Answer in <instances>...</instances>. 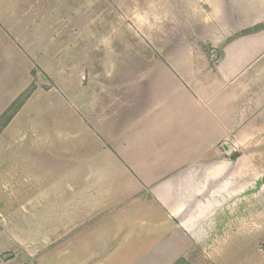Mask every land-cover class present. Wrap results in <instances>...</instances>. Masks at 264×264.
Masks as SVG:
<instances>
[{
	"label": "crops",
	"instance_id": "0c3cea01",
	"mask_svg": "<svg viewBox=\"0 0 264 264\" xmlns=\"http://www.w3.org/2000/svg\"><path fill=\"white\" fill-rule=\"evenodd\" d=\"M137 16L145 38L140 54L145 52V56H128L126 61L150 69L129 74L130 82L118 94L121 99H116L117 93L110 89L87 94L89 76L83 72L75 78L80 89L73 106L61 100V125L49 131L47 138L38 140V130L33 131L36 118L31 111L24 112L31 98L13 112L0 137L12 126L20 142L26 141L33 150L39 144L60 147L73 142L74 170L80 173L84 138L85 142L89 138L87 145L92 150L85 158L98 160L101 154L109 160L115 158L111 151L121 154L128 162L124 174L140 178L139 191L150 195L159 210L158 217L149 223L159 242L154 254L160 258L184 256L193 244L204 250V243L215 239L212 236L221 226L242 223L235 212L227 217L228 208L237 210L242 205L227 203L226 197L237 193L231 188L230 168L236 159H242V155L236 156V147L264 143V26L256 29L264 25V0H145L138 6ZM213 50L217 51L215 58ZM3 112L0 101V117ZM20 117L27 119V128L32 125L33 134L31 130L21 134L22 130L14 127ZM53 137L59 140L52 143ZM222 144L232 148L230 156ZM14 157L17 161L22 158L18 154ZM26 159L29 166L40 158L29 152ZM258 190L256 184L252 194L256 191L258 195ZM257 195L256 201H251L257 210L251 218L256 229ZM141 207L145 208L142 203ZM127 225L126 231L108 236L115 239L110 244L101 242L106 236L92 234L98 242L95 249H106L110 264H114L115 256L122 257V264H130L132 248L127 240L147 237L145 217L128 218ZM132 225H138L133 232ZM241 229L229 228L227 238L236 239ZM120 235L123 245L115 243ZM61 236L55 239L60 241ZM51 237L32 234L31 240L43 253L37 256L38 264H50L47 247ZM183 241L189 243L187 247ZM1 247L0 241V251ZM63 248L55 258L66 254ZM79 248L81 251L82 244Z\"/></svg>",
	"mask_w": 264,
	"mask_h": 264
},
{
	"label": "rangeland",
	"instance_id": "374dc122",
	"mask_svg": "<svg viewBox=\"0 0 264 264\" xmlns=\"http://www.w3.org/2000/svg\"><path fill=\"white\" fill-rule=\"evenodd\" d=\"M143 2L0 0V101L4 106L0 130L13 109L17 105L22 108L31 98L29 109L24 112L31 111L36 118L33 119L36 129L32 125L27 128V119L22 117L14 127H19L21 134L38 130L35 131L38 140L47 138L49 131L61 125L62 112L58 108L61 100L73 106L80 89L75 78L83 72L89 76L87 94L97 90L102 94L110 89L117 93L116 99H121L118 94L130 82L129 74L150 69L126 61L128 56H145V52L140 54L145 38L137 16L138 6ZM11 127L0 137V262L38 264L37 256L43 253L37 249V242L31 240L32 234L45 233L52 236L47 247L50 264H110L107 250L95 249L98 242L92 234L106 236L101 242L110 244L115 239L108 236L126 231L128 218L145 217L147 237L127 240L132 248L130 264H174L180 258L189 264H264V143L236 147V156L242 155V159H236L230 166L231 188H236L237 193H229L227 203L236 201L242 208H228L227 217L229 212H235L242 223L221 226L220 232L212 236L215 239L204 243V250L193 244L184 256L160 258L154 254L159 242L150 230L154 226L149 224L158 217L159 210L150 195L139 191L140 178L124 174L128 162L121 154L111 151L115 158L109 160L101 154L98 160L85 158L92 150L87 145L89 138L85 142L83 137L80 173L74 170L73 142L58 147L53 143L58 138L53 137L50 147L39 144L33 150L25 140L20 142ZM246 131L249 137L250 130ZM29 152L40 159L28 166ZM17 154L22 157L19 161L12 159ZM256 184L258 195L256 191L252 194ZM256 195L257 229L251 224L257 212L251 201H256ZM141 203L145 208L139 209ZM133 227L138 225H132L131 232ZM239 227L242 231L236 239H228L229 228ZM58 234L62 235L60 241L55 239ZM121 236L115 243L123 245ZM17 238L21 240L17 242ZM181 244L184 247L189 243ZM62 246L66 254L55 258L59 249H64ZM114 259V264H122L121 256Z\"/></svg>",
	"mask_w": 264,
	"mask_h": 264
},
{
	"label": "water",
	"instance_id": "95a60500",
	"mask_svg": "<svg viewBox=\"0 0 264 264\" xmlns=\"http://www.w3.org/2000/svg\"><path fill=\"white\" fill-rule=\"evenodd\" d=\"M212 55H213V58H215L217 56V51L213 50L212 51ZM81 79H83V76H82ZM222 148H223V150H224L226 155H228V156L231 155L232 148L228 144H222Z\"/></svg>",
	"mask_w": 264,
	"mask_h": 264
},
{
	"label": "trees",
	"instance_id": "16d2710c",
	"mask_svg": "<svg viewBox=\"0 0 264 264\" xmlns=\"http://www.w3.org/2000/svg\"><path fill=\"white\" fill-rule=\"evenodd\" d=\"M264 25H260V26H258V27H256V29H260V28H262ZM18 107H19V105H17L16 107H15V109H13V111H12V114H13V112L16 110V109H18ZM11 114V115H12ZM11 115L8 117V119L7 120H9V118L11 117ZM7 120H6V122H7ZM174 264H189L188 262H186V260H184L183 258H180V259H178Z\"/></svg>",
	"mask_w": 264,
	"mask_h": 264
}]
</instances>
